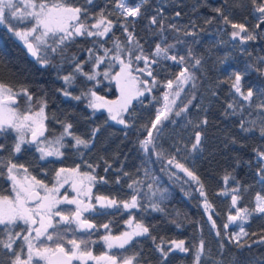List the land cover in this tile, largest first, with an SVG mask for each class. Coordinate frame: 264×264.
Masks as SVG:
<instances>
[{"label":"trees","instance_id":"1","mask_svg":"<svg viewBox=\"0 0 264 264\" xmlns=\"http://www.w3.org/2000/svg\"><path fill=\"white\" fill-rule=\"evenodd\" d=\"M47 2L50 5L59 2L88 7V24L95 23L93 17L98 16L103 9L109 14L108 19L114 22L113 30L106 37L74 36L63 44L56 43L60 33L56 36L50 34L46 37L47 44L40 46V56L49 60L47 65H42L37 59L29 57L24 43L8 30L7 24H0V83L10 87L17 95L19 106H24L27 100L23 89H28L33 97L31 101L28 100L31 110H39L41 101H46L45 136L52 140L63 131L62 125L57 121L71 122L72 131L87 139H91L94 128L99 127L100 131L88 147H73V138L66 136L63 146L57 145L64 155L47 156L44 159H40L41 153L37 151L36 145L30 143L23 144L22 151L13 154L18 134L11 128L0 132V144L4 145L0 149V197H12L14 194L6 168L9 159L13 163L24 165L29 175L48 186L57 182L56 173L59 169H73L79 165L81 174L89 173L96 177L94 181L83 177L88 189H91L92 200L98 196L108 197L115 199L117 206L103 209L99 207L95 212L86 214L98 226L94 231H81L74 223L68 225L61 222L55 231L51 230L53 240L45 238L39 243L55 246L60 242L66 249H71L69 240L85 239L89 241L87 249H93L96 254L108 252L118 259L135 256L133 264H161L155 245L160 244L161 239L165 242V247L168 246V241L184 240L190 251L182 253L177 250L170 253L164 264H193V252L204 241L202 264H264V244H253V241L264 235V214L252 213L245 224V231L249 236L242 238L252 247L239 249L228 240L234 229V225L228 223V216L235 211V207L230 195L221 194L239 186L238 194L241 199L237 205L249 211L255 206L257 193L264 195V183L258 182L255 174L258 158L253 152L254 148L264 149V138L258 133L264 113L256 107L264 97L258 93L251 107L243 102L245 109L241 110L242 100L231 89L233 71L243 74L245 90L247 87H252L255 91L264 89V63L259 62V58L264 57V25L256 30L258 38L255 41L241 43L238 38H231V27L224 25L213 11L214 8L222 7L233 22L246 23L252 28L258 21L250 0H147L143 3L141 16L134 20V34L145 54L151 55L157 43L162 46L173 44L175 47L170 49L169 54L185 56L186 59L183 64H178L170 59L153 57L159 61L152 65L157 83L151 92L133 99L129 111L123 114L126 124L111 120L106 109L88 107V97L82 96L80 100H75L63 95V90L77 96L91 89L105 100L117 98L115 77L120 70V63L113 59L114 41L119 40L124 46L125 52L121 55L125 62L128 61V47L133 48L135 54L139 52L135 49V44L127 42L126 33L121 26L125 18L116 8V0H93L92 5H87L86 0ZM126 2L135 5L142 0ZM161 8L164 11L158 15ZM177 11L181 13L179 17L175 16ZM152 16L163 21L162 34L159 24L150 23ZM209 19L212 20L211 23L206 22ZM9 21L16 27L32 26L29 21L22 24L11 17ZM170 24H175L181 31L169 28ZM129 30H133L132 20H129ZM187 31H193L196 35L185 36ZM162 36L166 40H162ZM53 47L56 48L55 52L51 51ZM89 49H92L91 53ZM105 49L113 51L96 67V58L104 56ZM189 50L192 57L188 56ZM195 59H200L201 63L195 65ZM76 63L82 64L84 72H97L99 75L95 80H88L83 74L74 72ZM143 67V61L133 60L134 75L151 83V77L146 72L136 71ZM185 67L194 74V79L185 85L174 107L166 114L168 118L165 120L162 117L157 129H153L152 124L165 100L167 82L175 81ZM257 68L261 71H257ZM105 72L108 73V78H105ZM69 73H74L76 77L72 84L62 79ZM229 104H233L235 109H229ZM185 106L186 110L181 111ZM177 112H180L179 116L176 115ZM205 118L208 121L206 125L201 123ZM242 120L245 127H252V122L255 121L257 131L243 132L239 127ZM149 131L152 132L155 146L149 145V150L145 151L140 142L148 138ZM196 131L203 132L204 139L200 148L193 151L191 145ZM173 157L174 162L169 164L168 161ZM177 162L184 164L200 178L211 208L205 209V198L200 195V185L187 174L178 171ZM88 165L93 167L89 168ZM109 165L111 166L108 167ZM105 168L108 170L105 171ZM229 174L235 179H229L225 184L224 177ZM130 184L133 185L132 188H129ZM149 184L152 189L148 188ZM160 191L165 192L163 199ZM153 192L156 195H152ZM132 195H137L139 207L125 209L122 202L130 201ZM152 204H158L163 211L150 207ZM61 208L63 215L74 211L69 204ZM129 220L140 221L149 226L151 235L135 237L123 249H109L101 237L122 233ZM213 220L216 227L212 226ZM18 223L20 227L13 228L12 231H20L26 227L22 222ZM226 223L229 227L225 230L223 225ZM104 224H108L109 228L104 229ZM217 231L220 236L216 235ZM57 233L62 240L57 241ZM253 233L256 235H252ZM3 237L4 228L0 226V238ZM152 237L156 238L155 242ZM93 240L95 241L92 242ZM221 241L224 242L223 249ZM21 243L18 240L17 245ZM16 250L20 251L18 248ZM26 252L22 256H26ZM10 258L14 257L0 245V264H7Z\"/></svg>","mask_w":264,"mask_h":264},{"label":"snow or ice","instance_id":"2","mask_svg":"<svg viewBox=\"0 0 264 264\" xmlns=\"http://www.w3.org/2000/svg\"><path fill=\"white\" fill-rule=\"evenodd\" d=\"M147 0H142L141 3H136L135 5H129L126 0H116V8L120 10V14L124 17V22L121 25L123 31L126 33L127 42L129 44H135V49L138 50L139 54H135L133 48L128 47L126 49V54L128 56V61L122 58L121 53L125 52L124 46L119 40L114 41L115 45V55L113 59L119 61L120 63V72L116 74L115 79L117 83L121 86V99L119 102L115 101H106L102 96H98L97 93L91 89L87 92H83L81 95L72 96V93L67 90H63V95L66 97H72V99L80 100L82 96L88 97L89 103L88 107L92 109L106 108L111 120L117 121L120 124H126L123 114L129 111V105H131L133 99L139 98L144 95L145 92H151L152 88L156 85L157 80L153 74L152 65L159 63L157 59L153 57H162L163 59H170L178 64H183L185 62V56L170 55V49L174 48L173 44H164L157 43L155 45L154 52L151 55H146L143 49V46L140 44L139 40L134 34V20L141 16V9L143 3H146ZM93 0H86L87 5H92ZM20 4H23V8L20 7ZM252 5V10L256 13L257 23L250 28L246 23H236L233 22L228 15L224 13L222 7L214 8L213 11L221 18L222 22L226 26H230L232 31L230 36L233 40L239 39L241 43H246L249 41H255L258 38V33L256 30L261 29L264 25V0H250ZM163 8L158 10V15L163 13ZM108 15L101 9L100 14L96 17L95 23L88 24L87 19L89 17V8L84 6H71L65 3H54L49 4L47 0H0V24H7L8 30L13 33L19 40L24 43L28 53L38 60L42 65H47L49 60L46 57L40 56L41 48L43 44H47V39L50 34L56 36L57 33L61 35L58 36L56 43L63 44L66 40L73 38L74 36H87V37H106L109 33L112 32L114 27V22L111 19H108ZM181 13L177 11L175 13L176 17H179ZM13 18L22 24L27 22L29 18L35 21L31 27H16L10 23L9 18ZM83 17V19H82ZM129 20L133 21V30H129ZM211 23L212 20L209 19L206 21ZM150 23L152 25L159 24L161 34L163 33L164 26L163 21L157 19V16H152ZM169 28L173 29L176 32H180L181 29L178 28L175 24H170ZM39 33V34H37ZM185 36L196 35L193 31H187L184 33ZM162 40H166V37L162 36ZM51 51L55 52L56 48H51ZM89 53L92 52V49L88 50ZM113 50L105 49L104 56H99L96 58V67L104 62L105 57H107ZM192 52L189 50L188 56L192 57ZM133 60L139 62H144L143 68H138L136 71L140 73H147L148 77H151V83L149 80H141L137 76L133 75L132 62ZM259 62L264 63V57L259 58ZM201 63L200 59H195V65ZM257 71L261 69L257 68ZM75 73H81L87 77L88 80H95L99 73L93 72L91 74L84 72L83 66L81 63H76ZM264 74V73H262ZM105 78H108V73H104ZM62 79L68 83L72 84L76 77L74 73H69L62 77ZM194 79V74L189 71L187 67L183 68L176 77L177 86L181 87L182 85L188 83L190 80ZM244 76L239 71H233L231 73V89L237 94L242 102L240 103V109H245V104L251 107L255 102V99L259 93L261 97H264V89H259L255 91L252 87H245L242 83ZM167 87L171 89L173 87V81L169 80L167 82ZM23 94L27 100L31 101L33 99L32 95L28 92V89H23ZM176 95H179V91L176 92ZM164 99L166 101L164 110L160 111L156 116L155 121L152 124L153 129H157V125L162 122L161 118L165 120L168 118L165 114L166 111H171L168 106L169 93L164 94ZM175 101H172L174 103ZM16 103V94L12 93V89L3 83H0V132H6L9 128L15 130L19 135L18 139L13 145V154L20 153L22 151V145L25 143H35L37 145V151L41 153L40 159H44L47 156H63L64 153L60 151V147H53V145L63 146L64 138L72 137L74 140L73 147L84 146L88 147L92 140L95 138L96 134L100 131L99 127L94 128L91 132V139L84 138L82 136L76 135L72 129L73 124L71 122L57 121L63 127V131L58 137L52 141L41 140L40 137H44L45 125L44 120L46 119L44 114V107L46 106V101H41V107L38 112H35L30 115H21L17 113L16 109L10 105ZM191 103V101H189ZM257 109L264 113V99L261 100L259 104L256 105ZM182 109L181 111L186 110ZM229 109H235L233 104L228 105ZM177 116L180 115V112L176 113ZM36 117H39V122L36 120ZM202 124H207V118L201 121ZM240 129L243 132L251 133L257 131L256 122H252V127H245V122L242 120L239 125ZM25 130L31 132L32 139L27 141L25 139L24 132ZM259 136L264 138V117L261 118L260 124L258 127ZM204 133L201 131H196L194 134V143H192L191 148L193 151L200 148L203 143ZM47 141V146H42ZM235 142V140H233ZM141 146L145 151H148L149 145H153V135L149 131L148 138L141 141ZM4 145L0 144V149H3ZM253 152L258 158V166L256 167V177L258 182L264 183V149L254 148ZM158 155H160L158 153ZM173 159L168 161L169 164L174 162ZM239 162V161H238ZM250 163V162H249ZM109 165L108 167H110ZM89 168H92V165H88ZM176 167L182 169L192 180L196 181L200 185V195L204 197V207L209 209L212 205L207 200V194L204 191V184L200 181V178L196 173L189 168L185 167L184 164L176 163ZM8 178L13 183V190L15 191V198L10 199L9 197H0V226L4 228V237L0 238V245L3 246L8 252L12 254V257L7 261V264H39L40 261H43L44 264H72L73 260H79L82 264H87L88 260H94L97 264H100V261H105L106 264H133L135 256L119 258L115 255H108L107 253L104 256L97 257L93 256L92 252L87 250L88 240L81 239L77 241L76 239L69 240L68 243L72 245L71 249H65L62 243L57 242L55 248H50L43 242L37 244V241H40L41 237H46L47 240H53V235L49 233V229L52 228L54 231L56 227L61 223H66L76 225L77 229L87 231L89 229H95L96 225L90 222V220L83 218L85 212H95V205H82V201L77 199H68L67 196L63 200L56 198L55 193L59 191V188L53 186L48 188L42 181L37 180L35 177H31V180L27 183L22 182L17 178L16 173L20 170L27 172V169L24 165L13 163L11 159L8 160L6 164ZM108 168H105L107 171ZM70 174L64 178V182L67 183L69 178L73 177H86L89 181L96 180L95 176H92L89 173L81 174L79 172V165L73 169L61 168L56 173L57 181L59 182L62 174ZM103 180V177L100 178ZM229 179H235L231 175H226L224 177V182L227 184ZM27 180V177H25ZM83 183V179L79 181ZM135 183V182H134ZM77 185V180L73 179V187ZM133 185H129V188H132ZM43 189L45 195L41 196L37 189ZM149 189H152V185H148ZM79 194V189H77ZM90 191V190H89ZM159 191V190H158ZM166 191V190H165ZM234 193L231 197L232 205L235 207L237 202L241 199V196L238 194L240 192L239 186L234 187L230 190ZM88 195V193H84ZM225 194V193H221ZM152 195H156L155 192ZM165 192L160 191L161 199L164 198ZM97 202L100 205V208H111L117 206V201L115 199H109L108 197L98 196L96 197ZM75 204L77 208L74 212H71L69 215H63L56 209V206L61 203ZM123 207L125 209H134L139 207L137 195H132L130 201H123ZM150 207L155 210L163 211L158 204H152ZM252 213L264 214V195L257 193L255 197V206L249 211L247 208H236L235 215H229V223H234L236 221H246L250 218ZM53 217H59V220L56 223H53ZM211 219V216H209ZM18 222L26 227L21 228L20 231H12L13 228L20 227ZM129 225L133 223L132 220L126 221ZM39 225V227H33V225ZM212 226L216 227L215 221H212ZM104 229H108L109 225H102ZM179 227V225H177ZM224 229H228L229 224L226 223L223 225ZM34 233V235H33ZM150 228L146 226L143 222L137 221L135 226L131 231L122 233L120 236H111L105 235L101 237L104 243L109 249L113 247H118L123 249L125 245H129L133 242L135 237L141 236H150ZM217 236H220V232L217 231ZM252 235H256L253 233ZM249 233L245 231L243 225L240 226L238 233H233L231 236H228V240L236 244L237 248H251L252 245L248 244L246 240H242L243 237H248ZM57 241L62 240V237L57 233ZM155 237H152L153 242H155ZM22 241L19 244L20 251L16 250L17 242ZM264 244V235H261L259 240L253 241V244ZM165 242L161 239L160 244H156V250L160 254L161 264L169 258L170 253L179 251L182 253H188L190 249L185 246L184 240H171L167 242V247L164 246ZM83 246V248H82ZM221 249L224 247V242L221 241ZM26 247L27 258H22V253ZM205 252L204 241H201L200 244L195 248L193 252V264H202V257ZM235 259V258H234Z\"/></svg>","mask_w":264,"mask_h":264},{"label":"rangeland","instance_id":"3","mask_svg":"<svg viewBox=\"0 0 264 264\" xmlns=\"http://www.w3.org/2000/svg\"><path fill=\"white\" fill-rule=\"evenodd\" d=\"M20 7L21 8H23V4H20ZM29 22H31L30 23V26L31 25H33L34 23H35V21L34 20H32L31 18H29V20H28ZM37 34H39V33H37ZM119 72H120V70H119ZM133 75H134V73H133ZM138 78H140L139 76H137ZM141 80H144L142 77L140 78ZM187 84V83H186ZM186 84H184V85H182L181 87H178L177 86V82H176V80L175 81H173V87L171 88V89H169L168 87H167V93H169V101H168V106H169V108L170 109H172L173 107H174V105H175V103H176V101H177V99L179 98V96H180V94H181V92H182V90L184 89V87H185V85ZM117 87H118V96H117V98L115 99V100H111V101H115V102H119L120 101V99H121V86L117 83ZM177 91H179V95L177 96L176 95V92ZM12 93H14L13 91H12ZM15 94V93H14ZM106 101H108V100H106ZM172 101H175L174 103H172ZM165 103H166V101L164 100V102H163V105L161 106V108L159 109V111H158V114H159V112L160 111H163L164 110V106H165ZM11 107H13V108H15L16 109V111H17V113H19V114H21V115H30V114H33V113H35V112H38L39 110H31V107H30V105H29V103H28V100H26V103H25V105L24 106H19L18 104H16V105H10ZM103 109H106V108H103ZM107 110V109H106ZM169 111H166L165 112V114H167ZM39 117H36V120L39 122ZM44 124H45V122H44ZM15 131V130H14ZM17 133V132H16ZM30 131H27V130H25V132H24V135H25V139L28 141L29 140V135H30ZM18 134V133H17ZM19 135V134H18ZM45 138H47V141H52V139H50V137H46V136H44V137H41L40 139L41 140H45ZM47 141L45 142V144L44 145H42V146H47ZM36 145V144H35ZM36 147H37V145H36ZM53 147L55 148V147H57V145H53ZM177 170L178 171H180V172H182V173H184V175L186 174L182 169H180V168H178L177 167ZM16 175H17V178L19 179V180H21L22 182H25V183H27L28 181H30L31 180V177H33V176H31V175H29L27 172H24L23 170H20V171H18L17 173H16ZM70 174H67V173H65V174H62V176H61V178H60V180H59V182L57 181L55 184H53V185H51V186H48V185H46L48 188H52L53 186H56V187H58L59 188V191L57 192V193H55V196H56V198L57 199H59V200H63L64 199V197L65 196H67V198L68 199H77V200H80V201H82L83 202V204L81 205V206H83V205H95L96 206V208H99L100 207V205H99V203L97 202V200L95 199V200H92V198H91V195H90V192H88V185L86 184V181L84 180V178L83 177H73V178H69L68 180H67V183H65L64 182V178L66 177V176H69ZM25 177H27V180H25ZM73 179H76L77 180V183H78V181H80V179H83V183H82V185H81V187L79 188V194H78V191H77V185H76V187L74 188L73 187ZM38 180V179H37ZM13 184V183H12ZM44 184V183H43ZM66 188H68V191H66ZM41 190V192H42V196L43 195H45V192H44V190L43 189H40ZM231 190V189H230ZM227 191V192H225V194H227V195H230L231 197H232V195H233V193L231 192V191ZM88 193V195H85L84 193ZM13 196L12 197H9L10 199H14L15 198V191L13 190ZM63 205H68V203H61V204H59V205H57L56 206V209L55 210H58L59 211V209H62L61 207L63 206ZM69 206H72L73 207V210L77 207V205H75V204H69ZM236 208H244V207H241V206H238V205H236L235 206V211H232V212H230V215H235L236 214ZM87 213V212H86ZM53 219H54V221H53V223L55 224L56 223V221H58V217H53ZM248 220H246V221H236V222H234V223H229V221H228V223L230 224V225H234V229H233V233H238L239 232V230H240V226L241 225H243V227H244V229H245V224H246V222H247ZM135 223L136 222H133L131 225H129L128 223H127V226H126V229L122 232V233H124V232H127V231H131L132 230V228L135 226ZM52 228H50V230H49V233H51L52 234ZM122 233H120V234H118V235H111V236H120ZM53 235V234H52ZM106 235H108V234H106ZM110 235V234H109ZM105 236V235H104ZM95 240H93L92 242H94ZM47 246H49V245H47ZM50 248H55V246H49Z\"/></svg>","mask_w":264,"mask_h":264},{"label":"flooded vegetation","instance_id":"4","mask_svg":"<svg viewBox=\"0 0 264 264\" xmlns=\"http://www.w3.org/2000/svg\"><path fill=\"white\" fill-rule=\"evenodd\" d=\"M82 204H83V202H82ZM59 212H60V209H59ZM58 220H59V217H58ZM53 221H54V219H53ZM33 227H39V225L37 224V225H33ZM33 235H34V233H33ZM46 237H41L40 238V240L42 241V240H44ZM37 244H39V241H37L36 242ZM19 245V244H18ZM14 246V247H16V248H18V249H20L19 248V246ZM24 251H27L26 250V247H25V250ZM92 252H93V254H94V256H97V257H101V256H104L105 254V252L103 253H99V254H96L94 251H93V249H92ZM27 253V252H26ZM109 254V253H108ZM109 255H111V254H109ZM22 258H24V259H26L27 258V254H26V256H22ZM88 264H97V262L96 261H92V262H87ZM39 264H44V262L43 261H40L39 262ZM73 264H82V262L81 261H79V260H76ZM100 264H106V262L105 261H100Z\"/></svg>","mask_w":264,"mask_h":264},{"label":"water","instance_id":"5","mask_svg":"<svg viewBox=\"0 0 264 264\" xmlns=\"http://www.w3.org/2000/svg\"><path fill=\"white\" fill-rule=\"evenodd\" d=\"M32 56V55H31ZM33 57V56H32ZM34 58V57H33ZM15 104H17V98H16V103ZM14 104V105H15ZM45 129H46V126H45ZM45 133H46V130H45ZM44 133V134H45ZM32 139V136H31V133H30V136H29V141ZM81 183L78 181V183H77V188L79 189L80 187H81ZM37 191L39 192V194L42 196V193H41V191L39 190V189H37ZM76 210V209H75ZM83 218H84V216H83ZM86 219H88V220H90V222H92L93 224H95L96 225V228H97V224L92 220V219H90V218H86ZM95 228V229H96ZM95 229H89L88 231H92V230H95ZM92 252V251H91ZM92 254H93V252H92ZM93 256H94V254H93ZM74 261V260H73ZM73 261H72V263H73ZM93 260H88L87 262H92Z\"/></svg>","mask_w":264,"mask_h":264},{"label":"bare ground","instance_id":"6","mask_svg":"<svg viewBox=\"0 0 264 264\" xmlns=\"http://www.w3.org/2000/svg\"><path fill=\"white\" fill-rule=\"evenodd\" d=\"M27 50V49H26ZM28 53V51H27ZM29 57L32 58L33 60H36V58H33L29 53H28Z\"/></svg>","mask_w":264,"mask_h":264}]
</instances>
